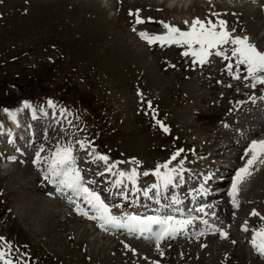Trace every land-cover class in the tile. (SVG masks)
<instances>
[{
  "label": "rangeland",
  "instance_id": "1",
  "mask_svg": "<svg viewBox=\"0 0 264 264\" xmlns=\"http://www.w3.org/2000/svg\"><path fill=\"white\" fill-rule=\"evenodd\" d=\"M262 4L264 0H192L185 5L160 0H0V117L7 107L34 103L52 122L44 128L37 124L46 136L29 151L30 157L0 164L5 166L0 169V264L258 263L244 258L251 254L236 228L243 219L253 228L264 227V161L240 196L242 203H252L232 212L229 220L222 210V224L235 222L231 231L240 238L238 245L233 238L216 236L159 246L121 235L100 237L94 223L87 225L57 197L46 195L49 182L47 186L40 179L39 171L64 148H71L76 168L85 166L78 168L84 183L97 178V173L88 176L90 169L98 170L93 163L100 162L111 163L117 177L124 173L129 178L135 170L131 180L145 184L151 179L149 167L171 163L177 152V164L190 166L189 180L212 162L215 169H239L235 164L251 145L239 148V140L253 137L249 130L256 124L264 133L259 109L264 88L253 87L248 74L234 78V67L229 72L224 61L232 57L233 46L229 52L220 49L224 56L213 50L201 64L182 54L184 46L149 44L140 34L168 33L165 25L187 31L197 18L211 20L219 30L223 20L227 31L248 37L260 50ZM137 17L143 22L137 23ZM37 154L39 163L33 161ZM92 154L97 157L93 163H80L78 157ZM104 194L106 200H100L108 211H120L114 206L119 193ZM254 209L259 216L251 215Z\"/></svg>",
  "mask_w": 264,
  "mask_h": 264
},
{
  "label": "snow or ice",
  "instance_id": "2",
  "mask_svg": "<svg viewBox=\"0 0 264 264\" xmlns=\"http://www.w3.org/2000/svg\"><path fill=\"white\" fill-rule=\"evenodd\" d=\"M137 23H142L137 17ZM187 23V22H185ZM226 22L221 20L219 21V30L217 24L213 23L211 20L205 22L199 18L192 21L189 30L181 31L179 28L165 25L168 28V33L166 35H157L153 37L147 36L145 33L140 35L148 40V43H155L159 41L161 44H176L179 46H184L185 51L182 53L184 56H192L196 61L203 64L207 61V58L213 54L215 50V55L224 56V52L220 50L221 45L232 44L235 45L231 49V56L236 57L237 66L244 65L246 66V71L249 77L254 81L253 87L256 83L264 84V51L258 50L255 44L249 42L248 37H232L231 34L225 29ZM228 59L227 56H225ZM229 72L232 71V65H228ZM236 79H239V75H235ZM165 131L168 129L165 127ZM249 151L252 153V158L248 161V165L254 163L258 155L264 153V140L251 142ZM179 155V152L175 153L172 159H175ZM99 159L107 160L106 156H100ZM37 160H39V154H37ZM73 162V157L71 155V148H64L58 150L54 155V158L51 160V166L53 169V175L62 176L63 178L59 181L60 184L65 185L67 188L73 189L78 193L85 194L89 204H92L96 208L97 212L100 214L101 218L105 220L106 223H116L119 224L120 221L109 214L107 206L100 200L99 196L91 192L87 187H83L79 171L71 166ZM248 165L245 168H242L237 173L236 182L233 183V194L237 191V183L243 178V175L250 174L248 173ZM160 167L165 169L168 168V164L165 163L162 166H158L156 169V175L162 179V182L167 185L172 182L171 173L175 169H170L165 173L160 172ZM135 170L129 176V179H133L135 176ZM146 174V173H145ZM121 176L124 173H120ZM154 187H156L154 185ZM251 215L259 216L260 214L253 210ZM264 219V217H262ZM129 222L131 224L141 227V229L150 228L152 224H159L161 226V232L158 235V239L163 238L165 235L174 234L177 230V227L183 228L186 224L191 221H173L172 217L167 219H161L157 216L146 217L141 219L139 217H129ZM244 231H248V228L245 226ZM223 237L227 236V233L221 232ZM0 240H3V237H0ZM251 244L255 250L264 256V227H261L258 230H254L253 238ZM4 254L0 252V259H3ZM5 264H11V261H5Z\"/></svg>",
  "mask_w": 264,
  "mask_h": 264
},
{
  "label": "bare ground",
  "instance_id": "3",
  "mask_svg": "<svg viewBox=\"0 0 264 264\" xmlns=\"http://www.w3.org/2000/svg\"><path fill=\"white\" fill-rule=\"evenodd\" d=\"M173 1L174 0H172V1H169V3H173ZM188 4V0H186L185 2H183V4L185 5V4ZM248 7V6H247ZM230 8H234V9H239V8H241V6H237V5H231L230 6ZM252 8V7H251ZM250 9V8H249ZM261 14V13H260ZM149 37H151V35H149ZM229 46V44H226V45H221L220 47H228ZM263 50H264V47H263ZM228 60V61H227ZM226 60V63L227 62H232V57H228V59ZM233 67H239V66H241L243 69H244V71L245 72H247L246 71V66H244V65H239V66H237V64L236 65H232ZM32 109V112L33 111H37V113L39 114L40 113V111L39 110H35V109H33V108H31ZM16 115H11L10 113L11 112H7L6 114H10V118L12 119V121H14V118L16 117V119L17 120H20V114H21V109H19V110H17V109H14V111H13ZM43 117V115H41V118L39 119V120H37V122L38 123H41L42 124V127L44 126V127H46V126H50L51 124H52V122H50V123H48V121H49V118H42ZM48 135H49V133H48ZM48 137V136H47ZM261 139V138H260ZM264 140V139H263ZM3 170H5V168L3 167ZM80 173V172H79ZM94 173V171H92V174ZM92 174L90 175V177H92ZM50 175H53V169H51L50 170ZM171 175H172V181L173 182H175V178H174V175L171 173ZM89 177V176H88ZM99 179V178H98ZM252 179V176H248V174L245 176V175H243V178L241 179V181H242V183L244 182H246L247 180H251ZM81 182H82V185H83V187H87L88 188V186H86V185H84L83 183V181L81 180ZM92 183H93V181L92 180H90V181H88V185H92ZM104 183H106L107 184V182H104ZM165 185V184H164ZM67 188V187H66ZM67 189H69V191L68 192H66V195L67 194H69V196L71 197V198H74L75 196H79V195H81L82 196V199L85 197V194H83L82 192L81 193H78L77 191H75V190H73V189H70V188H67ZM66 189H64L63 190V192L65 191ZM60 201L61 202H65L62 198H60ZM75 201H76V203H78L79 204V206H81L82 207V202L78 199V198H75ZM224 205L226 206V207H228L227 205H226V203H224ZM172 208H173V206H171ZM134 215L131 213H129V212H127L126 213V215H124L123 216V218L124 219H126V221L127 222H129V220H128V218L129 217H133ZM122 217H118L117 219L121 222L122 221V219H123ZM162 218H165V217H163L162 216ZM180 218V216L179 215H176L175 216V219L176 220H178ZM165 219H167V218H165ZM130 223V222H129ZM100 233V232H99ZM245 259H247L246 257H244ZM250 260H254L255 261V259H253V258H249V260L248 261H250Z\"/></svg>",
  "mask_w": 264,
  "mask_h": 264
}]
</instances>
